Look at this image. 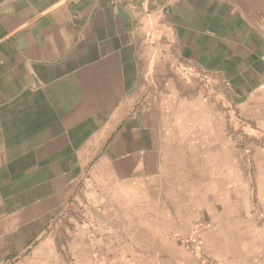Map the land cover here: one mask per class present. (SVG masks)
I'll list each match as a JSON object with an SVG mask.
<instances>
[{"label":"crops","instance_id":"0c3cea01","mask_svg":"<svg viewBox=\"0 0 264 264\" xmlns=\"http://www.w3.org/2000/svg\"><path fill=\"white\" fill-rule=\"evenodd\" d=\"M163 2L0 0V264H66L95 219L264 264V0Z\"/></svg>","mask_w":264,"mask_h":264},{"label":"rangeland","instance_id":"374dc122","mask_svg":"<svg viewBox=\"0 0 264 264\" xmlns=\"http://www.w3.org/2000/svg\"><path fill=\"white\" fill-rule=\"evenodd\" d=\"M250 132L254 134L247 128L241 130V149L245 159H248L250 155L249 153L247 157L244 152L245 149L249 152L251 149V142L247 140L251 136ZM91 228V240L87 243L90 246L84 247L82 253H66V264H137L139 260H142L143 264H214L203 253L204 229L201 226L191 229L187 235L147 236L145 250L140 253L137 250L138 239L123 237L120 233V224L95 219ZM195 231L199 232L198 239L201 244L199 256L193 254L188 248V241ZM128 243H130L129 249H127ZM53 257L50 259L57 262L56 256Z\"/></svg>","mask_w":264,"mask_h":264},{"label":"built area","instance_id":"2783aa9c","mask_svg":"<svg viewBox=\"0 0 264 264\" xmlns=\"http://www.w3.org/2000/svg\"><path fill=\"white\" fill-rule=\"evenodd\" d=\"M175 0H164L163 4L161 5V7L159 8L161 12H163V14L168 15L171 12V8L174 4ZM116 2H114V4H116ZM242 128L245 130L246 128L248 129V125L244 122H242ZM245 155L248 157L249 155V150L245 149ZM254 206H255V213L257 215V218L259 221L264 223V209L262 208V206L254 201ZM198 231H195L192 234V238L188 241V248L192 251L193 254H195L196 256L200 255L201 252V244L200 241L198 239Z\"/></svg>","mask_w":264,"mask_h":264}]
</instances>
